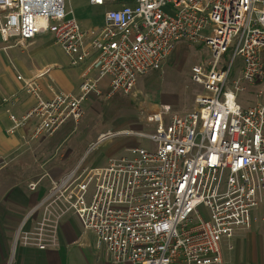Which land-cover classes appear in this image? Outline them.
Returning a JSON list of instances; mask_svg holds the SVG:
<instances>
[{"label":"built area","instance_id":"obj_1","mask_svg":"<svg viewBox=\"0 0 264 264\" xmlns=\"http://www.w3.org/2000/svg\"><path fill=\"white\" fill-rule=\"evenodd\" d=\"M89 1L110 4L101 26L82 24L65 0H0L3 40L24 45L51 33L68 67H83L78 92L43 97L35 79L26 80L37 102L22 116L9 110L8 133L30 120L35 138L78 124L85 101L130 94L143 76L163 68L181 40L206 45L213 60L208 70L192 66L202 86L193 111L179 115L166 106L146 116L152 132L99 139L136 135L150 146L51 178L47 197L18 227L14 251L57 246L60 218L72 212L116 264H223L231 240L249 231L260 236L264 260V89L253 104L239 99L264 85V0ZM44 204L42 219L29 229ZM56 207L62 214L52 217Z\"/></svg>","mask_w":264,"mask_h":264},{"label":"rangeland","instance_id":"obj_2","mask_svg":"<svg viewBox=\"0 0 264 264\" xmlns=\"http://www.w3.org/2000/svg\"><path fill=\"white\" fill-rule=\"evenodd\" d=\"M65 3L73 16L87 27L101 26L104 13L110 8L109 3L95 6L89 0H65ZM212 57L206 45L181 40L163 68L143 76L130 94L112 98L91 97L83 103L85 114L78 124L69 121L55 133L38 139L32 138L33 132L25 134L14 151V158L6 154L0 161V201L12 184L28 188L30 183L40 181L39 185H45L50 191L51 178H59L79 164L86 168L102 166L111 157L127 154L130 147L150 146V140L136 135L99 139L106 133L152 132L153 127L145 122L146 116L160 112L166 106L179 115L193 111L196 95L202 91V86L193 81L192 66L200 64L208 70ZM241 64L239 60L237 71ZM260 89H264V85L242 92L239 99L245 105L253 104L258 99ZM45 171L49 176L44 175ZM45 208L46 204L35 211L38 213L36 222L42 219ZM58 214L62 212L56 207L51 215L54 217ZM70 214L72 212L63 214L60 221ZM17 230L18 227L14 231L5 264L12 259ZM239 234L231 240L233 249H225L224 264H264L260 236L250 231ZM69 260L71 264H114L110 254L93 243L92 233L82 237V241L71 251Z\"/></svg>","mask_w":264,"mask_h":264},{"label":"crops","instance_id":"obj_3","mask_svg":"<svg viewBox=\"0 0 264 264\" xmlns=\"http://www.w3.org/2000/svg\"><path fill=\"white\" fill-rule=\"evenodd\" d=\"M67 62L64 50L56 43L51 33H40L24 45L18 44L14 39L5 41L0 34V161L6 154H11V158H14V151L25 134L33 132L32 138L35 139V120H30L15 134L8 133V129L13 125L9 112L22 116L37 102L36 95L27 91L26 80L35 79V85L43 97H50L61 89L79 91L83 67H68ZM18 75H22L23 79H19ZM106 81L103 79V83ZM44 175L49 176V173L45 171ZM36 182L38 185L35 190H31L29 186L24 188L12 184L0 201V264H5V257L11 251V241L16 228L49 191L45 185H39L40 181ZM37 214L34 213L29 218V229L35 225ZM59 225L57 246L39 249L19 245L8 264H71V251L82 241V237L90 233L93 243L97 246L96 235L84 229L76 214L67 215Z\"/></svg>","mask_w":264,"mask_h":264},{"label":"trees","instance_id":"obj_4","mask_svg":"<svg viewBox=\"0 0 264 264\" xmlns=\"http://www.w3.org/2000/svg\"><path fill=\"white\" fill-rule=\"evenodd\" d=\"M117 95H121V94H117ZM117 95H115V96H117ZM123 95V94H122Z\"/></svg>","mask_w":264,"mask_h":264}]
</instances>
